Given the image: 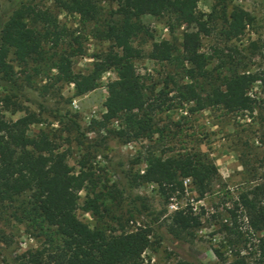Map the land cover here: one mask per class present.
<instances>
[{
	"label": "trees",
	"instance_id": "16d2710c",
	"mask_svg": "<svg viewBox=\"0 0 264 264\" xmlns=\"http://www.w3.org/2000/svg\"><path fill=\"white\" fill-rule=\"evenodd\" d=\"M111 2L115 8L108 12V18L101 17L95 0H53L51 8L16 6L0 28V77L9 81L12 62L23 68L31 65L35 72L38 67L54 70L51 79L71 84L73 96L80 97L98 87L103 73L113 72L115 78L105 85L104 112L100 120L91 123L123 143L161 141L166 134L157 128L156 118L173 106L186 107L187 114L207 108L227 113L252 109L249 88L255 81L264 84V42L258 47L251 44L260 51L261 70L245 73L238 69L240 62L234 60L236 49L227 48L225 52L214 48L211 55L200 51L202 37L214 30V7L204 19L196 11L197 0ZM59 14L72 15L82 26L91 28L86 34L70 32L59 23ZM143 15L166 16L170 33L183 24L192 29L181 32L179 43L175 38L153 41L139 20ZM220 17L218 33L224 41L239 37L251 21L249 14L237 7L227 13L222 9ZM145 35L150 44L148 51L142 52L133 43ZM88 36L108 46L90 56L85 73L74 72L72 59L84 55L82 40ZM58 46L64 47L57 50ZM142 59L161 65L156 78L137 71L135 62ZM212 59L217 64L208 70ZM5 109L7 106H0V219L9 218L23 225L27 232L43 237L45 243L39 251L10 258V264H143L142 254L150 247L151 230L143 226L116 232L89 228L79 221L77 209L97 220L102 218L94 174L83 160L73 171L67 163L68 153L58 151L47 133L29 136L28 127L36 122L34 115L8 121L2 113ZM112 122L117 127L107 129ZM139 161L144 168L133 175L131 182L154 184L162 194L182 192L183 181L188 180L196 200H200L218 178L215 166L198 149L166 156L149 150ZM79 192H84L83 198ZM232 204L249 237L240 240L236 219L230 221L236 235L234 241H228L234 248L231 264H248L247 257L239 255L241 250L247 251L253 264H264V181L241 191ZM197 225L196 217L182 211L174 212L170 219V229L178 232ZM7 243L0 232V249Z\"/></svg>",
	"mask_w": 264,
	"mask_h": 264
},
{
	"label": "rangeland",
	"instance_id": "374dc122",
	"mask_svg": "<svg viewBox=\"0 0 264 264\" xmlns=\"http://www.w3.org/2000/svg\"><path fill=\"white\" fill-rule=\"evenodd\" d=\"M101 17L115 8L111 0H95ZM19 4L51 8L53 0H0V28L10 12ZM214 7V30L201 39L200 51L211 55L214 48L236 49L235 62L245 73L261 70L259 49L264 42V0H197L196 11L205 16ZM232 7L246 11L251 18L243 33L236 39L224 41L218 31L221 26V10L229 12ZM59 23L70 32L86 34L90 26H82L79 20L68 14H59ZM153 41L175 38L180 42L181 32L192 29L183 24L169 31L166 16L139 18ZM211 26V25H210ZM148 36L134 40L142 52L149 49ZM108 43L88 36L82 40L83 56L72 59V70L85 73L90 67V56L103 51ZM64 46H58L57 50ZM48 46L44 49L47 50ZM49 51V50H48ZM51 52V51H49ZM217 62L208 65L212 70ZM13 74L9 81L0 77V106H7L3 116L13 121L25 114L34 115L36 122L28 127L27 134L33 136L42 131L57 147L68 153L67 163L73 171L78 161L83 160L94 174L97 182L95 192L101 195V220L79 209L75 214L89 228L103 227L106 230H133L147 226L151 230L150 247L142 254L143 264H231L234 248L228 243L236 235L230 221L236 219L240 240L248 238L246 227L241 222L239 211L234 210L237 195L254 183L264 181V84H251L248 96L252 103L250 111L227 113L220 108H207L187 114L185 108L171 107L156 118L157 128L165 135L161 141L148 142L138 139L123 143L114 139L91 121L100 120L104 112L102 103L106 95L105 85L115 78L111 71L102 74L98 87L80 96H73L71 84L54 82V70L35 72L11 63ZM140 74L152 78L161 72V65L142 59L135 62ZM112 122L107 129L116 128ZM156 135L153 136L155 140ZM198 149L217 170V180L211 191L196 200L188 180L183 181V190L165 191L162 194L154 184H133L134 174L142 172L144 165L139 161L142 154L152 150L163 156ZM83 198L84 192H79ZM133 200V201H132ZM182 211L196 217L198 225L178 232L170 229L174 212ZM229 228V230H228ZM227 229V230H226ZM0 232L8 243L0 249V264H10V258L34 253L45 247L44 239L27 232L23 225L9 218L0 219ZM253 243L255 240L252 239ZM241 246V245H240ZM249 244H246V248ZM221 257L219 258L216 253ZM248 264H253L247 251L241 250Z\"/></svg>",
	"mask_w": 264,
	"mask_h": 264
}]
</instances>
